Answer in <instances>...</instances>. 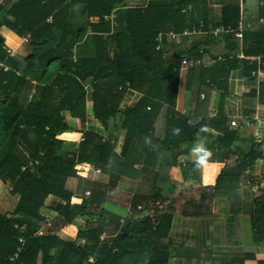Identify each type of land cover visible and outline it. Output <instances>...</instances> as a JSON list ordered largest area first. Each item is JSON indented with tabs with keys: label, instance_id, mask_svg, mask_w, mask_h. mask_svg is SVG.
I'll list each match as a JSON object with an SVG mask.
<instances>
[{
	"label": "trees",
	"instance_id": "1",
	"mask_svg": "<svg viewBox=\"0 0 264 264\" xmlns=\"http://www.w3.org/2000/svg\"><path fill=\"white\" fill-rule=\"evenodd\" d=\"M78 1L86 14L97 18V22L90 25L95 55L92 59L75 62L63 59L58 73L43 87L41 98L31 103V82L42 83L50 75L46 74L48 63L61 60L59 56L49 57L58 33L63 32L60 35L67 53L81 36L80 31L79 35L75 32L66 35L67 28L57 29L53 25L75 1L64 4V0H0V29L5 28L20 39L27 36L31 48L28 57H10L7 53L10 45L0 36V181L9 185V194L17 199L9 213H0V264H168L170 242L166 231L171 205H162L165 198L161 195L133 198L128 214L119 218L103 215L101 204L106 190L101 186L96 185L88 191L87 197L82 198H73L64 189L68 178L80 175V164L104 169L105 162L101 157H89L94 149L92 142L98 139L94 132L84 133L83 141L72 153H63L62 134L66 127L61 113L83 120V82L90 80L87 87L91 90L92 117L102 127L108 120L112 121L113 129L108 139L121 143V155L122 149L134 137L154 140L156 122L161 124V140L157 142L163 150L172 152L184 142L192 144L201 124L174 111L179 71L177 54L163 59V51L155 50V37L157 33L170 31L175 35L170 41L176 42L196 34L199 25H205L204 0H170L168 3L149 0L143 8L128 9L125 31L122 32V23H119L121 30L114 34L108 33L110 27L103 17L118 8L122 0ZM227 9L223 8L221 25L235 27L238 13L232 12L233 7H230V13ZM218 38L238 45L231 34H222ZM205 39L203 44L192 46L181 56L188 60L199 59L201 63L212 60L215 64L212 69L187 68L186 88H190L192 82L198 87L214 85L215 71L221 65L229 64L227 69H230L238 63L236 60L225 62L230 51L207 57L212 47H209L211 37ZM246 41L252 48L244 50V54L263 58L264 24L251 22L242 32L241 42ZM229 54L235 56L234 52ZM219 59L224 62L218 63L216 60ZM242 66L244 85L254 87L256 80L250 77L254 63L244 62ZM125 82L132 90L145 89L147 96L120 110ZM257 86V102L264 104V83L259 82ZM243 98L244 102H253L249 107L245 104L253 110L256 92L251 89ZM176 129H179L178 133ZM202 133L209 134L207 129ZM232 134L224 133L217 138L224 149L229 148ZM109 142L105 141L102 148L113 149L115 144ZM255 149L252 147L248 152L250 160L241 162L243 169L250 168L254 158L258 157ZM193 167L192 178L200 183L204 167L200 164ZM206 168L214 197L230 200L236 197L238 172H227L214 165ZM48 198L52 200L46 204ZM256 202L260 204L253 205L247 223L253 233L260 236L264 234V195ZM229 207L228 230L231 231L237 223L239 205ZM52 219L61 227L80 219L81 223L75 225V239H67L55 232ZM106 225H110L111 233L104 237ZM15 253L16 257L9 261Z\"/></svg>",
	"mask_w": 264,
	"mask_h": 264
},
{
	"label": "crops",
	"instance_id": "2",
	"mask_svg": "<svg viewBox=\"0 0 264 264\" xmlns=\"http://www.w3.org/2000/svg\"><path fill=\"white\" fill-rule=\"evenodd\" d=\"M64 1V4H67L73 0ZM74 1L75 3L68 7L65 15L57 17L53 25L57 29L67 28L66 35H73L75 32L81 36L69 49L70 53H67V47L64 46V41L61 39L62 35H60L63 32L58 33L49 57L59 56L61 60H53L48 63L46 74L50 75L42 80V83L31 82L33 85L29 94V102L31 103H35L41 98L43 87L51 82L58 73V66L61 65L63 59L75 62L92 59L95 55L90 25L95 24L97 18L86 14L79 4L80 1ZM169 1L159 0L160 3H168ZM147 2L149 0H122V4L118 8L103 17V20L108 22L110 27L108 33L119 32L121 30L119 23H122V32H124L126 11L132 8H143ZM204 6L206 26L204 25L200 29V33L179 38L176 42H171L167 38L169 33L174 34L170 31L157 33L155 37V50L161 49L163 51V59L170 58L174 54H177L178 58L182 57V52L192 46L203 44L207 37H211L209 47L212 46L207 57L211 58V56L225 54L229 51L235 53V56L231 57L229 52L225 61L231 63L236 60L238 63L235 64V67L227 69L229 64L221 65L215 71L214 85L211 84L209 87L203 85L198 87L192 82L190 88H186L184 80L187 70L178 71L174 111L201 124L199 127L201 130H198L192 144L184 142L172 152L163 150L157 142L158 139L161 140V124L156 122L154 140L134 137L129 141L127 147L122 149V155L119 153L121 145L119 142L115 143L113 149L105 150L102 147L105 137L108 138L113 129L112 121L108 120L106 126L102 127L92 117L91 90L87 87L90 80H87L83 82L85 88L83 120L71 118L66 112L61 113L66 127V131L62 134V149L65 153H72L79 144L76 140L83 137L84 133L94 132L98 139H94L92 142L94 149L89 157L92 159H100L101 157L105 166L104 169L94 166L92 173L94 176H90L88 186L80 192L78 190L79 185L75 180L84 178L87 171L85 169L88 168L87 164H80L78 166L81 168L80 175L68 178L64 184V189L71 193L73 198H82L85 191L91 192L96 185L101 186L106 190L104 202L101 204L103 215L119 218L128 214L129 205H131L133 198L161 195L165 198V204L162 205H171V218L166 231V238L170 242L167 259L169 264H264V234L255 235L247 223L249 215L253 213V205H259L260 203L256 201L264 195V104L257 102V84L259 82L264 83V73L259 76L258 80L255 81L256 85L251 88V86L244 85L242 66L244 62L255 65L256 59L261 56H246L244 54V50L252 48L250 42L244 43L241 42L242 39L239 41L233 37L238 42V45H234L231 41H223L218 38L222 34L232 35L231 32L219 33L216 38L213 37L215 39L210 34L219 27H229L221 25L224 19L223 8L227 7L229 13L230 7L234 8L233 13L236 10L238 13L236 24L240 21L243 24V30L248 29L253 21L263 25L264 0H204ZM50 20L48 17L47 23ZM235 27L229 28L234 29ZM78 31H80L79 34ZM0 36H3L4 41L10 45L7 51L8 56H18L22 59L28 57L31 48L28 46L27 36L22 39L17 38L5 28L0 29ZM157 37H160V42L157 41ZM199 51H202L201 48ZM193 61L196 63L195 67L201 66L204 69H212L215 64V61L212 60H206L205 63H201L199 59ZM216 61H219L218 63L224 62L223 59ZM4 69L6 70V67ZM226 72L227 75L224 76L223 74ZM124 89L119 105L120 110L133 106L147 96L144 92L145 89L132 90L127 82L124 83ZM251 89L256 92V103L253 110L245 106L248 104L247 107H249L253 102H244L243 98ZM231 121L235 123V126H230ZM205 129L208 130V135L202 133ZM230 132L233 133L232 140L229 148L224 149L223 145L220 146L222 143L217 138ZM198 147L206 148L211 153V156H205L201 163L197 162V156L193 152V149ZM252 147H256L258 157L254 158L250 168L243 169L241 162L250 160L251 157L248 156V152ZM194 164H200L204 167L200 183L195 182L192 178L194 175V167L192 168V166ZM210 165L219 167V169L223 168L227 172L233 170L234 173L235 171L238 172V189L236 197L232 200L213 196L211 188L213 184L209 179L208 169L205 170V167ZM96 169L100 171L98 174L95 173ZM102 173H106V177L95 181L94 177ZM213 173H217L216 169L213 170ZM1 185L3 184L0 181ZM168 191L169 195L167 194ZM8 195L12 198V205L15 206L16 197L9 193ZM2 197L0 194V203L4 201ZM51 200L48 198L46 204ZM7 204L10 205V201ZM229 205H239L237 223L231 231L228 230ZM122 206L124 213L117 214L119 207ZM52 221L53 219L50 222ZM80 223L81 220L77 219L74 224L61 227L59 223L53 221V226L55 232L67 239L74 240L75 225ZM110 228V225L104 227V237L111 233Z\"/></svg>",
	"mask_w": 264,
	"mask_h": 264
},
{
	"label": "built area",
	"instance_id": "3",
	"mask_svg": "<svg viewBox=\"0 0 264 264\" xmlns=\"http://www.w3.org/2000/svg\"><path fill=\"white\" fill-rule=\"evenodd\" d=\"M201 28H202V26L199 25V29L196 30L195 33L196 34L200 33V29ZM243 28H244L243 27V24L239 21V22H237L236 27L234 29H231L229 27H227V28L219 27L216 31L211 32L210 34H211L212 37H216L217 34H219V33L231 32L232 35H233V37L240 41L242 39V31H243ZM159 38L157 37V41L158 42H160L159 41L160 40ZM167 38L169 40H174L175 39V35L172 34V33H169L167 35ZM252 59H254V58H252ZM256 60L257 61L255 63V69L250 72V77L253 78V79H255V80H258L259 76H262V71L264 69V57L263 58L260 57V58H258ZM178 62H179V68H178V70L191 68V67L195 66V64H196L193 60H188V59H186L184 57H179L178 58ZM230 126H235V123L233 121H231L230 122ZM79 141L82 142L83 141V137H80L79 138ZM33 164H36V162H34ZM23 169L24 168H21V170H23ZM99 172H100L99 169H96L95 170V173L96 174H98ZM88 195H89V192L88 191H85L84 192V197H87ZM18 242H20V240H18ZM17 251H18V249L16 250V253H17ZM16 253L11 258H9V261H12L16 257Z\"/></svg>",
	"mask_w": 264,
	"mask_h": 264
},
{
	"label": "rangeland",
	"instance_id": "4",
	"mask_svg": "<svg viewBox=\"0 0 264 264\" xmlns=\"http://www.w3.org/2000/svg\"><path fill=\"white\" fill-rule=\"evenodd\" d=\"M194 90H195V88H194ZM114 134H116V133H114ZM78 143H80V141H79V139L78 140H76ZM105 141H108L109 142V139L107 138V136L105 137ZM112 141H110L109 142V144L110 145H114L115 143L114 142H112ZM77 144V143H76ZM78 145V144H77ZM63 153H64V151H63ZM93 168H94V165H92V164H90V165H88V168L86 167V169H85V171H86V173L84 174L85 176H84V178H82V179H79V180H75L76 181V183L79 185L78 186V190L81 192L84 188H86L87 186H88V184H89V179H90V176L91 177H93L94 175H92V173H93ZM106 173H102L101 175H98V176H95L94 177V180L96 181V180H101V179H104L105 177H106V175H105ZM3 185H1L0 186V194H1V196H3L2 198H4V201H2L0 204V211H1V213H8L11 209H12V207L14 206V205H12V203H13V201H12V198H10V196L8 195V190H9V186H7L8 184H5V183H2ZM83 197H84V193H83ZM8 201H10V205L9 204H7V202ZM120 209L117 211V214H123L124 213V207L122 206V207H119ZM146 216L148 215V216H151V214H149V213H146L145 214ZM37 234H39V233H37ZM169 249V248H168ZM168 251V250H167ZM170 251V250H169ZM171 252V251H170ZM169 252V253H170ZM169 256V255H168ZM167 263L169 264V260L167 261Z\"/></svg>",
	"mask_w": 264,
	"mask_h": 264
},
{
	"label": "clouds",
	"instance_id": "5",
	"mask_svg": "<svg viewBox=\"0 0 264 264\" xmlns=\"http://www.w3.org/2000/svg\"><path fill=\"white\" fill-rule=\"evenodd\" d=\"M177 133L179 132V129L175 130ZM194 154L197 156V162L201 163L204 160L205 156H211V153L203 147H198L193 149Z\"/></svg>",
	"mask_w": 264,
	"mask_h": 264
}]
</instances>
